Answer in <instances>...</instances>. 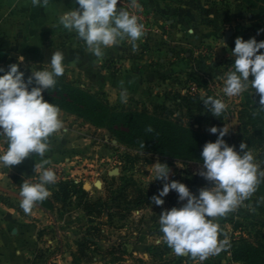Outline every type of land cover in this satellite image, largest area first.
I'll return each instance as SVG.
<instances>
[{"label":"rangeland","instance_id":"obj_1","mask_svg":"<svg viewBox=\"0 0 264 264\" xmlns=\"http://www.w3.org/2000/svg\"><path fill=\"white\" fill-rule=\"evenodd\" d=\"M259 5H264V0H175L174 18L169 12L164 17L158 16L156 9L138 3L137 12H142L146 20L141 22L143 32L148 36L141 46L138 40L132 43L141 50L140 54L146 52L145 57H140L144 70H136L140 73L139 82L125 91L105 90L83 85L80 73L67 67L63 75L118 109L154 111L159 106L165 107L172 119L180 118L206 133H210L212 126H226L230 130L226 137L232 145L247 144L260 174L264 172V144L256 146L259 140L249 138L259 120L264 123L259 95L251 87L234 97L223 92L225 74L233 63L231 50L236 38L264 40V32L258 35V30L264 29V13ZM7 52L10 51L0 55V67L7 68L19 56L25 58L20 69L35 71L48 67L40 57ZM114 70L124 71L117 66ZM208 95L227 104L221 117L206 110V97L200 98ZM60 119L62 127L49 137L46 152L51 150L57 157L55 160L39 163V172L35 171V165L27 174L13 166H0V185L16 193L24 181L39 182L44 168L56 174V181L47 185L50 196L46 200L51 212L34 205L30 213H25L19 197L0 190V264L23 261L28 264H248L234 260L228 249L233 242L239 243L243 231L244 236L259 230L264 233V196L252 193L225 216L212 218L218 224V240L225 241L218 254L203 261L177 256L163 239L159 217L163 210L179 207L181 202L173 190L164 197V205L151 203L166 181L155 180L148 170L157 161L166 163L171 169L170 180L185 183L198 196L201 188L213 186L199 175L200 163L193 160L184 163L122 143L106 128L95 127L63 109ZM4 150L6 144L0 141V152ZM127 184L131 185L129 192L142 189L145 198L133 200L130 192L127 198L117 199ZM87 201L94 202V208H85ZM7 212L13 216L5 217ZM12 219L21 221L22 225L18 226ZM236 221L240 225L235 229ZM15 226L23 234L21 241L16 239ZM93 227L99 228V232L87 235ZM86 241H93L94 245Z\"/></svg>","mask_w":264,"mask_h":264},{"label":"clouds","instance_id":"obj_2","mask_svg":"<svg viewBox=\"0 0 264 264\" xmlns=\"http://www.w3.org/2000/svg\"><path fill=\"white\" fill-rule=\"evenodd\" d=\"M48 2L32 0L33 5L46 6ZM74 4L79 7L64 11L59 15L58 23L64 29L74 31L97 57L103 56V50L116 45L120 39L135 42L144 34V26L135 15L118 9V0H74ZM261 32L264 29L258 30V35ZM261 49H264V40L236 38L231 50L233 63L225 74L223 92L234 97L251 87L255 95H259V107L264 108V52ZM24 59L19 56L18 61L9 64L7 69L0 67V73H3L0 75V141L6 144V150L0 152V166L7 168L19 165L33 153L44 157L49 148V137L62 127L59 107L46 100L43 93L55 87L57 78L65 73L63 52L54 51L47 61L48 67L35 71L32 68L27 80L25 72L20 70ZM121 96L126 99L124 93ZM205 97L206 110L221 117L227 110L224 100L211 95L200 99ZM209 131L218 136L214 142L209 141L203 146L199 175L213 186L201 188L198 196L185 183L170 180L171 169L166 163L157 161L148 170L155 180L166 181L159 193L151 198V203L164 205V197L173 190L181 202L179 207L163 210L159 217L164 241L175 255L201 261L218 254L225 243L218 240V224L212 218L234 210L256 190L259 182V166L247 144L242 142L239 150L235 145H229L224 139L230 131L226 126H212ZM40 169L41 165L36 164L35 171ZM55 181L56 174L49 168L40 173L39 182L24 181L19 191L23 211L30 213L36 202L48 198L47 185Z\"/></svg>","mask_w":264,"mask_h":264},{"label":"crops","instance_id":"obj_3","mask_svg":"<svg viewBox=\"0 0 264 264\" xmlns=\"http://www.w3.org/2000/svg\"><path fill=\"white\" fill-rule=\"evenodd\" d=\"M136 1L147 8L156 9L158 16L164 17L169 12L175 18V0ZM74 7H79L74 4V0H49L46 6L33 5L32 0H0V55L9 50L7 53L40 57L47 64L54 51H62L66 67L69 71L80 73L83 85L125 91L139 82L140 73L136 72L144 70V61L140 57H145L146 52L140 54L141 50L132 46L133 41L124 38L116 45L105 48L103 56H95L74 31H68L58 23L59 15ZM171 31L175 32V28ZM147 38V34H144L143 38L138 39L140 46ZM115 66L122 67L124 71L116 72ZM50 151L44 157L33 158L31 155L13 167L18 172L27 174L36 164L43 163L44 160L48 163L55 160L57 157ZM6 216L11 218L13 215L7 212ZM12 220L18 226L22 225L21 221ZM14 228L16 230L13 232L18 234L16 239L21 241L22 232L18 227ZM20 264L28 263L23 261Z\"/></svg>","mask_w":264,"mask_h":264},{"label":"trees","instance_id":"obj_4","mask_svg":"<svg viewBox=\"0 0 264 264\" xmlns=\"http://www.w3.org/2000/svg\"><path fill=\"white\" fill-rule=\"evenodd\" d=\"M259 9L264 13V5H259ZM20 70L25 72V79L27 80L31 71ZM2 74L0 73V75ZM43 95L46 100L57 105L59 109L72 112L95 127L106 128L122 143L150 150L157 155L184 163L191 160L202 163L200 154L204 144L209 141L214 142L218 136V134L198 131L180 118L172 119L170 111L165 107L159 106L154 111L118 109L111 105L107 99L64 75L58 77L55 87L45 90ZM149 128L152 131H148ZM249 138L252 141L259 140L255 144L256 146L264 144V123L262 120H259V125L252 138ZM224 139L229 145H232L226 136ZM236 149L239 150V147L236 146ZM16 177L21 178L17 175ZM258 180L256 190L253 193L256 196H264V176L258 173ZM130 186L129 184L125 185L117 199L127 198L131 193L133 200L145 198L142 189L132 190L130 193ZM83 194L87 195V192ZM144 202L148 201L144 199ZM37 203L51 212L49 201L46 199ZM94 206V202L87 201L85 208H94ZM239 225L238 221L233 223L235 229ZM98 232L99 228L93 227L91 231L87 232V235L92 236ZM243 233L246 234L245 231ZM244 234L240 235L239 243L233 242L228 249L233 259L248 264H259V261L264 264V233L259 230L255 234L247 233V236ZM86 243L94 245L93 241H86ZM73 257L76 261V255Z\"/></svg>","mask_w":264,"mask_h":264},{"label":"built area","instance_id":"obj_5","mask_svg":"<svg viewBox=\"0 0 264 264\" xmlns=\"http://www.w3.org/2000/svg\"><path fill=\"white\" fill-rule=\"evenodd\" d=\"M138 3L136 0H118V9L119 8H123L124 10L129 11L132 15H135L138 19V22H146V20L144 19V16L142 14V12H137Z\"/></svg>","mask_w":264,"mask_h":264},{"label":"water","instance_id":"obj_6","mask_svg":"<svg viewBox=\"0 0 264 264\" xmlns=\"http://www.w3.org/2000/svg\"><path fill=\"white\" fill-rule=\"evenodd\" d=\"M0 190L3 191V192L9 193V194H11V195H14V196H16V197H19V193H16V192H14V191H12V190H9V189H7V188L1 186V185H0ZM35 205L38 206L39 208H41V209H43V210L46 211V209H45L44 207H42L40 204H38L37 202H36Z\"/></svg>","mask_w":264,"mask_h":264}]
</instances>
